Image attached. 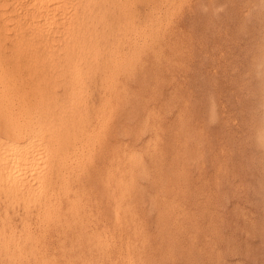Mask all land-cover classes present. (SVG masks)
Listing matches in <instances>:
<instances>
[{
    "label": "rangeland",
    "instance_id": "rangeland-1",
    "mask_svg": "<svg viewBox=\"0 0 264 264\" xmlns=\"http://www.w3.org/2000/svg\"><path fill=\"white\" fill-rule=\"evenodd\" d=\"M109 1L125 43L96 55L72 181L93 241L50 226L0 264H264V0Z\"/></svg>",
    "mask_w": 264,
    "mask_h": 264
},
{
    "label": "bare ground",
    "instance_id": "bare-ground-1",
    "mask_svg": "<svg viewBox=\"0 0 264 264\" xmlns=\"http://www.w3.org/2000/svg\"><path fill=\"white\" fill-rule=\"evenodd\" d=\"M96 1L0 0V252L11 253L12 257H14L12 253L21 256L22 254L19 255L17 252L37 251L36 246L39 240L37 234L50 226L51 229L55 228L64 235L66 232L76 231L75 239L80 238L88 243L93 241V232L90 233L91 230L87 232L84 222L79 218L82 206L80 205L81 195L86 194L89 189L82 187V182L75 184L74 181V184L72 183L74 179L80 178V171L83 170H77L79 164L76 160L78 159L76 150L79 152L78 141L82 137L79 134V126L87 114V111L83 112L88 107L93 108V105L90 106L92 101L86 97V101L91 103L88 101L85 103L83 92H86V87L91 85L90 81L95 79L96 73L93 78H90L91 74L97 69H101V74L104 72V67L101 68V66L106 64L107 59L103 61L102 65L96 59L98 55L102 57V54L105 53V47L102 46L112 44L116 39V42L113 43L115 47L114 44H120L119 41L123 42L121 41L123 30L118 31L121 34V36L119 35L120 40L116 32L114 34L117 37L114 35V39L111 36L112 40H110L111 38L108 36L110 31L108 30H114L115 24L117 27L123 24V20L126 21L125 15L129 13H125L126 7L122 11L126 1L121 0L125 5L121 6L120 12L115 11L117 13L115 20L113 17L112 19L109 18L110 16L108 17L109 11H107L108 18L100 19L99 16L102 17L100 12L109 8L106 6L111 5V0L109 4L108 0H99L97 3ZM97 4L99 5L96 6ZM119 6L116 9H119ZM91 15L96 19L99 15L98 21L93 18L89 19ZM124 24L126 25L127 22ZM99 25L106 26L107 29H97L100 27ZM95 44H101L102 51ZM107 49L111 50L112 48L107 47ZM106 52L110 53V51ZM113 52L112 50L111 53L113 54ZM117 54L113 56L115 60ZM108 56L106 58L112 59ZM101 57L98 56L99 61ZM111 62V60L108 61L109 64L107 63L105 72L112 64ZM97 63L101 66H98ZM113 70L115 71V68ZM107 73L109 74V69ZM107 73H104L100 79L103 77V80H106ZM97 78L100 81L98 73ZM113 80L110 81L113 83ZM110 81L108 80L109 83ZM100 83L105 82L100 81ZM99 86L101 87V85ZM105 88H101L102 91ZM102 100L104 99L101 97V102ZM88 103L90 104L86 107ZM104 103L107 105L106 100ZM105 104L103 105L105 106ZM83 109L85 110L83 111ZM92 111L94 113V110ZM95 115H93L94 119ZM88 118L90 117L88 116L86 119ZM81 126L83 127V125ZM86 133L88 132H85V137ZM90 140L92 141V139ZM90 146L92 145L90 144ZM86 169L88 168L86 167ZM89 175L90 177L87 178L91 179L93 173ZM76 181L78 182L79 179ZM121 193L123 194V192ZM62 197L66 200L64 207L61 204ZM89 197L86 196V198ZM94 204L96 203L94 202ZM91 207L93 208V206ZM81 213L85 215V211ZM92 213L90 214L92 215ZM15 216L19 226L13 223ZM32 219L34 220L33 225L37 226L32 227ZM55 229L52 231L54 232ZM49 231L51 230L49 229ZM58 239L60 240V238ZM23 254L26 256L27 253ZM29 256L31 257V255ZM16 263L19 262L16 261Z\"/></svg>",
    "mask_w": 264,
    "mask_h": 264
}]
</instances>
